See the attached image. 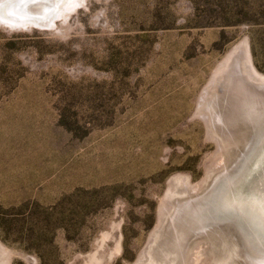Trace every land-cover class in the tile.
<instances>
[{
	"label": "rangeland",
	"instance_id": "rangeland-1",
	"mask_svg": "<svg viewBox=\"0 0 264 264\" xmlns=\"http://www.w3.org/2000/svg\"><path fill=\"white\" fill-rule=\"evenodd\" d=\"M263 83L264 0L1 21L0 264H264L263 234L194 215L218 188L264 227Z\"/></svg>",
	"mask_w": 264,
	"mask_h": 264
},
{
	"label": "water",
	"instance_id": "water-1",
	"mask_svg": "<svg viewBox=\"0 0 264 264\" xmlns=\"http://www.w3.org/2000/svg\"><path fill=\"white\" fill-rule=\"evenodd\" d=\"M61 0H54L53 4L51 5L49 0H0V22L4 21L5 23L17 22L18 24H12L15 27H28V26H41L47 27L48 24L51 22L52 16L54 15V11L57 10ZM52 12L47 16L48 12ZM35 15H38L36 17ZM40 15V16H39ZM35 16V17H34ZM22 22V23H20ZM226 68L225 63L220 65L217 69L216 76H221L224 72L223 70ZM251 71V70H250ZM251 71L250 73H252ZM242 76L245 77L246 75L242 71ZM216 79V78H215ZM264 87V83L262 85ZM261 97L264 100V92L262 93ZM218 188L217 190L214 189L209 194L206 195L204 199V204L200 206L196 212L195 217L200 219L199 227L201 230H206L210 225V216L214 215L217 216L219 220H216V223L221 224L222 226L224 223L229 224L228 227H234V230H237L238 227L241 232H243L246 236H249V233L254 234L255 237L260 238V235H264V227L259 224L258 218L253 217L251 215L252 209L251 208H237L230 204H227L222 198L218 196ZM235 209L236 214L237 211L241 212L247 220L240 221L241 225L239 224V220L234 218L232 214H230V209ZM226 211V212H225ZM258 212V211H257ZM255 214V213H254ZM252 216V217H251ZM195 218V219H196ZM221 220V221H220ZM260 220V219H259ZM233 221V225L230 223ZM163 223V219L159 218V224L157 226V230L161 229ZM213 222H211L212 224ZM214 224V223H213ZM238 229V230H239ZM257 231L258 233H256ZM223 230H221L218 234H222ZM259 235V236H257ZM247 239V238H246ZM264 242V239H261ZM244 250V249H243ZM243 255H245L243 253ZM247 255V253H246ZM245 255V256H246ZM252 256V255H251ZM254 257V256H253Z\"/></svg>",
	"mask_w": 264,
	"mask_h": 264
},
{
	"label": "bare ground",
	"instance_id": "bare-ground-1",
	"mask_svg": "<svg viewBox=\"0 0 264 264\" xmlns=\"http://www.w3.org/2000/svg\"><path fill=\"white\" fill-rule=\"evenodd\" d=\"M49 1H50L51 5H52L54 0H49ZM11 23H12V24H18L17 22H12V21H11ZM20 23H22V22H20ZM9 25H10V24H9ZM239 62H240V61H239ZM230 65H231V64H230ZM225 74H226V73H225ZM221 76H222V75H221ZM222 77H224V76H222ZM225 77H226V76H225ZM221 79H222V78H221ZM243 79H244V77H243ZM222 81H223V80H222ZM222 81H221V82H222ZM221 84H222V83H221Z\"/></svg>",
	"mask_w": 264,
	"mask_h": 264
}]
</instances>
